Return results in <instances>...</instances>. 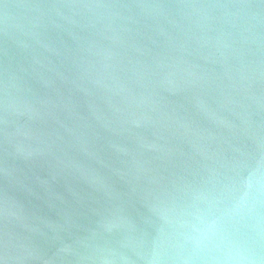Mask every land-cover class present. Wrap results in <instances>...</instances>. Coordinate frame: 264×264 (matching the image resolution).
Segmentation results:
<instances>
[{
    "label": "water",
    "instance_id": "95a60500",
    "mask_svg": "<svg viewBox=\"0 0 264 264\" xmlns=\"http://www.w3.org/2000/svg\"><path fill=\"white\" fill-rule=\"evenodd\" d=\"M0 264H264V0H0Z\"/></svg>",
    "mask_w": 264,
    "mask_h": 264
}]
</instances>
